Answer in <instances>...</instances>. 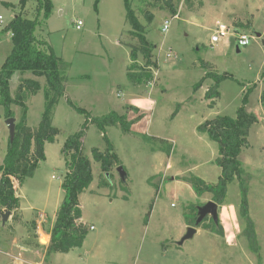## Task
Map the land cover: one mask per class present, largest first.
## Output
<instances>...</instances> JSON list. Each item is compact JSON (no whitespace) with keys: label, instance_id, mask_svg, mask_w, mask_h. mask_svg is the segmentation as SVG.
<instances>
[{"label":"rangeland","instance_id":"1","mask_svg":"<svg viewBox=\"0 0 264 264\" xmlns=\"http://www.w3.org/2000/svg\"><path fill=\"white\" fill-rule=\"evenodd\" d=\"M19 1L0 0L4 26L19 13L29 20L38 18L36 38L69 68L65 72L66 96L52 116V126L60 134L54 143L45 145L44 161L19 190L11 179L22 198L21 211L10 213L4 225L0 215V264H264V106L260 103L264 91V0H131L132 12L145 27L142 34L155 47L158 68L152 69L150 85H134L127 78L132 64L127 46L136 43L127 34L131 29L123 0H50L47 20L42 8L45 0H28L22 12ZM147 16L153 17L149 24ZM78 21L83 24L80 30L76 29ZM165 21L169 26L163 33ZM216 23L227 25L229 32L211 46ZM241 35L248 38L245 47L237 45ZM11 49L10 34L0 32V68ZM136 64L143 66L141 55ZM207 73L231 77L218 85L219 96L212 101L205 99L214 84L211 79L203 80ZM20 78L44 84L43 78L15 73L9 83L12 96ZM245 97V110L257 122L250 127L248 146L238 159L255 238L249 242L244 236L245 225L239 216L241 192L233 182L217 209L223 236L199 225L192 240L176 247L174 242L188 227L189 207L198 209L210 201L209 195L199 198L192 191L190 178L215 184L220 175L214 163L216 144L196 129L217 115L233 118ZM67 98L91 117L115 113L129 124L128 133L119 125L106 128L125 179L113 169L111 178L105 176L107 185L99 187L102 174L92 162L93 180L79 196V206L84 222L93 230L87 229L80 248L46 255L30 247L38 238L31 224L41 216L47 224V218L58 210L66 174L60 149L84 122ZM11 111L9 118H14L16 125L20 109L11 106ZM43 111L40 91L27 101L29 127L38 126ZM9 118L0 106V166L8 147L5 121ZM168 144L172 146L170 160L162 151ZM83 147L91 161L92 149H104L102 134L94 125H89ZM20 212L22 221L12 218Z\"/></svg>","mask_w":264,"mask_h":264},{"label":"trees","instance_id":"2","mask_svg":"<svg viewBox=\"0 0 264 264\" xmlns=\"http://www.w3.org/2000/svg\"><path fill=\"white\" fill-rule=\"evenodd\" d=\"M27 1H19L21 12L24 10ZM123 4L126 11V23L131 29L127 34L136 43L127 46L130 50L132 63L127 68V78L134 85H150L154 81L152 69L157 70L158 68L153 53L155 47L142 34L145 27L138 22L132 12L131 0H123ZM42 8L44 10L43 17L47 20L52 10L50 0H45ZM170 12L174 17L175 11L171 5ZM147 20V24H149L153 17L147 16ZM39 26L38 18L29 20L19 13L3 30V32L10 34L12 49L0 68V106L5 111V118L13 116L11 106L19 107L20 117L15 125L13 141L10 143L8 139L7 152L3 164L0 166V215L4 211L13 213L20 209V201L16 197L11 179L15 180L16 184L21 187L25 180L32 178L38 164L45 159V145L54 143L60 134V130L52 126V116L59 100L66 96L65 72L69 68V64L56 56L45 43L36 38L35 33ZM138 55L142 56L143 66H136ZM15 73L21 77L29 73L33 78H43L44 84L41 85L34 79L20 78L12 96L9 83ZM206 79H211L214 82L205 94V99L212 101L219 96L218 85L222 81L231 79V77L207 73L203 80ZM200 84L201 82L198 86ZM40 91L43 93L44 111L38 126L31 128L26 119L27 101ZM66 100L76 113L84 117V122L77 133L65 139L60 149L66 167V174L61 184L63 198L52 226L50 229H44L50 236L46 255L67 254L83 245L87 230L81 221L82 212L79 206V196L92 183L91 163L98 164L102 174L99 187H105L107 185L105 176L107 175L108 179L111 178V171L120 166L114 147L106 136V128L119 125L122 132L128 133L129 131V124L115 113L101 118L91 117L85 109L77 107L69 98ZM246 102L245 97L242 106L237 109L233 118L217 115L210 120H205L197 127V133L216 144L217 156L214 163L220 170V175L215 184H207L195 177H191L189 182L192 191L199 198L203 195H209L210 201L217 206L225 202L228 186L237 182L241 192L239 216L245 225L243 233L246 239L252 242L255 238L254 226L249 218L247 189L243 179L244 171L238 159L242 150L248 146L247 137L250 127L257 122L255 116L245 110ZM260 103L264 106V91L261 93ZM212 105L213 103L210 102L209 106ZM89 125H94L101 132L105 143L103 150H91L92 161L84 153L83 147V139ZM171 150L170 144L162 149L167 156L170 155ZM189 212L190 215L186 216V225L194 226L197 219L196 206H190ZM12 218L20 219L19 216L14 215ZM206 221H208L207 224ZM31 225L35 230V223L32 222ZM200 226L212 234L221 237L224 234L219 220L214 222L212 218H205Z\"/></svg>","mask_w":264,"mask_h":264},{"label":"water","instance_id":"3","mask_svg":"<svg viewBox=\"0 0 264 264\" xmlns=\"http://www.w3.org/2000/svg\"><path fill=\"white\" fill-rule=\"evenodd\" d=\"M256 37L260 38L261 35L256 34ZM263 44H264V42H263ZM5 125L7 127L8 137H9V141L11 143L13 141L14 135H15V119L14 118L6 119ZM116 171L118 172L120 178L122 180H124L125 179V172H124L123 168L118 167L116 169ZM217 209H218L217 204L213 203L212 201H208L206 204L202 205L201 207H198L197 219L195 221L194 226L186 227L183 236L181 237L180 240H177V242H174V245L176 247H182L185 242L192 240L194 238V236L198 233V229H197L198 226L202 223V221L205 218L210 217V218H212V220L214 222H217L218 221ZM9 215H10V212H8V211H4L2 213L1 217H2L3 225L7 222ZM41 243L45 244V243H43L42 240H41Z\"/></svg>","mask_w":264,"mask_h":264},{"label":"built area","instance_id":"4","mask_svg":"<svg viewBox=\"0 0 264 264\" xmlns=\"http://www.w3.org/2000/svg\"><path fill=\"white\" fill-rule=\"evenodd\" d=\"M82 22L78 21L76 22V29L80 30L82 27ZM168 26H169V22L165 21L164 25L162 27V32L165 33L168 30ZM6 26H4L3 24V20L2 17L0 16V32H2L5 29ZM229 32V27L223 23H216L215 25V29L212 33V36L210 37V44L211 46L214 44H217L221 39H223ZM248 38L244 35H241L237 38V45L241 46V47H245L248 45ZM84 226L87 229H89L90 231L93 230V227H89L86 225V223H84Z\"/></svg>","mask_w":264,"mask_h":264},{"label":"crops","instance_id":"5","mask_svg":"<svg viewBox=\"0 0 264 264\" xmlns=\"http://www.w3.org/2000/svg\"><path fill=\"white\" fill-rule=\"evenodd\" d=\"M164 141H166L167 142V140H164ZM168 143H169V141H168ZM172 152V151H171ZM169 157V160L171 159V155H169L168 156ZM16 185V184H15ZM16 187H17V189L19 190L21 187H19L18 185H16ZM16 197L17 198H19V201L20 200H22V198H20L21 196L20 195H18L17 193H16ZM63 198V197H62ZM62 201V200H61ZM21 204V203H20ZM225 208V207H224ZM224 208H223V211H224ZM20 210V209H19ZM18 210V211H19ZM230 210V208L228 207V211ZM21 211V210H20ZM227 211V212H228ZM57 212V211H56ZM228 213H230V212H228ZM17 215H19V217H20V215H21V212H20V214H17ZM55 215H56V213H55ZM55 215H53L51 218H47V220H48V223L47 224H43V220L42 219H44L45 218V216L43 217V216H41V217H38L35 221H33L34 223H35V225H36V228H35V235L38 237L37 238V243H35V244H33L32 246H30L31 248H33V249H35V250H39V249H41L42 251H43V253L45 254L46 253V248H47V246H48V244H49V240H50V236L44 231V229H50V227L52 226V224H53V222H54V219H55ZM23 217V216H22ZM46 219V218H45ZM20 220V219H19ZM20 221H22V220H20ZM45 221V220H44ZM83 223H85L84 222V219H83V214H82V220H81ZM46 222V221H45ZM184 234V233H183ZM39 236L42 238V241L44 240V243H46V241H47V243L45 244V245H41V243H40V239H39ZM13 264H17V263H13Z\"/></svg>","mask_w":264,"mask_h":264},{"label":"bare ground","instance_id":"6","mask_svg":"<svg viewBox=\"0 0 264 264\" xmlns=\"http://www.w3.org/2000/svg\"><path fill=\"white\" fill-rule=\"evenodd\" d=\"M43 243H44V240H43Z\"/></svg>","mask_w":264,"mask_h":264},{"label":"flooded vegetation","instance_id":"7","mask_svg":"<svg viewBox=\"0 0 264 264\" xmlns=\"http://www.w3.org/2000/svg\"><path fill=\"white\" fill-rule=\"evenodd\" d=\"M209 218H210V217H209ZM209 218H208V219H209Z\"/></svg>","mask_w":264,"mask_h":264}]
</instances>
